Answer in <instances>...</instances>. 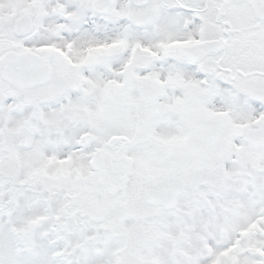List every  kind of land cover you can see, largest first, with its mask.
Segmentation results:
<instances>
[{"label": "snow or ice", "instance_id": "obj_1", "mask_svg": "<svg viewBox=\"0 0 264 264\" xmlns=\"http://www.w3.org/2000/svg\"><path fill=\"white\" fill-rule=\"evenodd\" d=\"M0 264H264V0H0Z\"/></svg>", "mask_w": 264, "mask_h": 264}]
</instances>
